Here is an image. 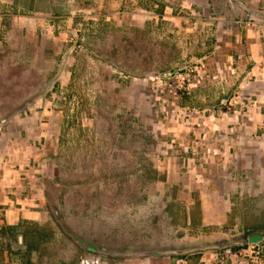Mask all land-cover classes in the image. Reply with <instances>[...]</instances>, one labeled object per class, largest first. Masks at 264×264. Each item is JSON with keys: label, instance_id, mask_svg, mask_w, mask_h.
<instances>
[{"label": "rangeland", "instance_id": "obj_1", "mask_svg": "<svg viewBox=\"0 0 264 264\" xmlns=\"http://www.w3.org/2000/svg\"><path fill=\"white\" fill-rule=\"evenodd\" d=\"M227 1L0 0V117L16 113L14 123L25 132L21 146L31 139L28 151L11 149L19 164L55 166L46 201L57 211L21 234L0 231V264H77L93 255L90 248L124 254L193 242L201 235L194 222L200 223L203 189L225 207L226 221L220 216L209 232L264 235L263 144L253 149L252 138L238 132L197 134L199 140L172 132L193 106L225 108L221 101L234 88L221 87V70L206 72L214 84L193 98L202 74L195 68L229 31L222 24ZM182 78L187 90L177 97ZM53 80L47 96L25 103ZM51 117L57 131L49 144L43 126ZM209 206L207 219L215 210ZM99 256L103 264H127L130 257Z\"/></svg>", "mask_w": 264, "mask_h": 264}, {"label": "crops", "instance_id": "obj_2", "mask_svg": "<svg viewBox=\"0 0 264 264\" xmlns=\"http://www.w3.org/2000/svg\"><path fill=\"white\" fill-rule=\"evenodd\" d=\"M227 4L229 11L227 10V14H223L224 21L222 24L223 27L229 31L226 30L227 32H221L223 37L219 40L220 46L218 50H215L212 54L209 53V55L204 58L203 62H201L202 66L198 68V72H202V74H200V76L198 75V81L196 80L197 82L193 83V98L195 94L202 93L200 90L213 86L214 83L208 85L207 81H205L206 72L214 73L215 70L218 72L221 70V87L224 88L225 85L227 86L224 91L228 90L227 92H229V87H234L231 88V91L228 93L229 96L226 102H229L231 97L237 92L242 94V102L236 107L237 110L229 109L227 106H224L225 108L222 109L213 108L212 110L207 107L197 108L193 106L194 112L189 114V119L187 120L186 117H180V122H175L173 124L172 132L175 137H177L178 134L193 132V136L198 140L201 137H198L197 134L202 136L209 133L222 136V134L238 132L245 137L252 138L250 146L253 149L257 148L261 150L262 144L264 146V0H229ZM203 5L204 4H202V6ZM236 7L243 10V12H238ZM64 69L65 67H61L59 72H63ZM56 81L58 80L51 81L50 84L45 87V89L48 88L45 94L34 103L47 96L50 88L54 86ZM44 90L41 93H44ZM224 102L225 99L221 101L222 104H224ZM180 107L181 106H179V108ZM219 112L221 114H219ZM180 114L181 116H185L186 111H181ZM5 117L6 116L0 117V120H3ZM15 117L16 116H13L5 125L0 127V154L6 151V146L9 148L7 149L9 150L8 154H5L0 162V231H10L13 234H21L25 226L39 227L40 225L42 226L48 223L50 220L48 219V215H50L49 209H53V213L56 210V207L50 206V203L48 205L46 201L47 197L51 200L49 189L55 185L53 181L55 166H51L53 163L51 161L47 162L46 160L43 162L45 165L39 169L35 167L36 165L34 163L28 164L24 161L19 164V157L14 153L15 151L17 152L16 154L22 150L28 151L29 148L26 149L27 144H31V139L29 138L33 132L26 131V136H28L29 140L28 142L26 141V144L21 146V141L19 139L22 135H25V132H22L24 129L23 126L18 127L17 123H14V120H16L14 119ZM182 119L186 120L182 122ZM55 121L56 119L51 117L49 125L45 124L44 126L46 127L43 126V131L44 129L47 131L46 140L49 144L52 142V137L56 135L55 132L57 128L55 127ZM191 134H189L190 137ZM33 135V139L38 140L36 134ZM7 139L12 143L10 146L5 143ZM252 141L259 145L254 146ZM182 144H185V142ZM195 146V150L199 152L200 147L197 144L193 145V147ZM13 148H18V151L15 150L14 153H12L11 149ZM52 154L54 155V153ZM47 166L49 167L47 168ZM22 176H25L24 180H22ZM42 182L48 184L47 188L44 189L45 191H40L37 187V184ZM176 182L178 183V181ZM24 184H29V188ZM197 195L201 205H199L201 218H199L200 223H197L198 221L195 220L194 226L196 229H199L196 231H199L201 235H193V243L216 241L223 237L222 229H220V233H211L209 229L214 226H219L221 222H219L220 220H216L225 213V207L220 205V199L212 197L209 193L205 194L204 189L199 191ZM184 196L182 199L179 198L180 201H185L188 208H191V206L193 207V203L190 201L189 197ZM217 200L220 201L216 202ZM212 204L215 210L213 209L214 211L210 213V219H207L206 212L210 209L209 205ZM192 210L193 209H189V219L193 215ZM222 219L221 220L224 221L225 216L222 217ZM177 246L178 245L175 247ZM184 257L174 256V258L167 257L166 259H148L139 256L131 258L130 256L127 257L129 260L127 264H151V260L156 261L152 262V264H167L166 260L171 258L172 263L169 264H219L215 255L210 251L190 255L183 261V259H185ZM111 259L121 260V258L118 257H111ZM111 259L108 260L112 262ZM226 264H237V262L235 259H227Z\"/></svg>", "mask_w": 264, "mask_h": 264}, {"label": "water", "instance_id": "obj_3", "mask_svg": "<svg viewBox=\"0 0 264 264\" xmlns=\"http://www.w3.org/2000/svg\"><path fill=\"white\" fill-rule=\"evenodd\" d=\"M179 70H175L174 74H178ZM48 88L44 90V93L37 94L27 101L25 103L33 104L35 101H37L39 98H41ZM16 113H13L11 115L6 116L3 120H0V127L2 125H5L6 122L11 119L13 116H15ZM55 213L57 215V211L55 210ZM234 233V234H233ZM222 237V236H221ZM20 243H22V238H19ZM264 241V235L261 233H255L252 235H244L237 230L234 232L226 231L223 233V237L212 242H186L183 244L178 245L177 247H165V248H140L138 250H131L126 251L124 254L117 253L116 251L105 249L97 250V249H88V252L93 253V255L89 256H99L100 254H106L108 257H119V256H132V257H150V258H162L165 256H190L195 254H200L208 251L218 250V251H224L228 249H233L238 246H244V245H259ZM99 254V255H98ZM83 257V256H82ZM80 257L77 261L82 258Z\"/></svg>", "mask_w": 264, "mask_h": 264}, {"label": "built area", "instance_id": "obj_4", "mask_svg": "<svg viewBox=\"0 0 264 264\" xmlns=\"http://www.w3.org/2000/svg\"><path fill=\"white\" fill-rule=\"evenodd\" d=\"M195 71L198 72V68H195ZM177 81L179 83V88H180L179 91L177 92V96L179 97L181 92L186 91L187 89L183 87L185 79L184 80L183 78L177 79ZM241 102H242V94L237 92L235 93V95L231 97L229 102L224 103L223 106H227L229 109H234ZM195 149L196 146L193 147V151L197 152ZM236 248L237 249L233 248L224 251L213 250L210 252L215 255L219 264H226L227 259H235L237 264H264V241L259 245H244V246H238ZM77 264H103V263L100 256L85 255L79 260Z\"/></svg>", "mask_w": 264, "mask_h": 264}, {"label": "trees", "instance_id": "obj_5", "mask_svg": "<svg viewBox=\"0 0 264 264\" xmlns=\"http://www.w3.org/2000/svg\"><path fill=\"white\" fill-rule=\"evenodd\" d=\"M180 97H182V96L180 95ZM184 97H187V96L184 95L183 98H184ZM183 98H182V99H183ZM181 107H182V108H185L186 106H182V105H181ZM235 249H237V248H235ZM196 256H198V255H196ZM188 257H189V256H187V257L185 256V257H184L185 259H183V261L186 260ZM191 257H192V256H191ZM193 257H194V256H193Z\"/></svg>", "mask_w": 264, "mask_h": 264}]
</instances>
